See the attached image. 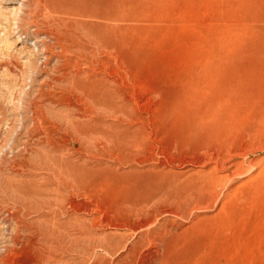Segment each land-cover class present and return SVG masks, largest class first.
I'll list each match as a JSON object with an SVG mask.
<instances>
[{"label":"rangeland","instance_id":"obj_1","mask_svg":"<svg viewBox=\"0 0 264 264\" xmlns=\"http://www.w3.org/2000/svg\"><path fill=\"white\" fill-rule=\"evenodd\" d=\"M57 1L0 0V264H264V0Z\"/></svg>","mask_w":264,"mask_h":264},{"label":"bare ground","instance_id":"obj_2","mask_svg":"<svg viewBox=\"0 0 264 264\" xmlns=\"http://www.w3.org/2000/svg\"><path fill=\"white\" fill-rule=\"evenodd\" d=\"M25 1V0H24ZM54 1V0H53ZM72 1V0H71ZM75 1V0H74ZM73 1V2H74ZM56 3H58L60 6H64L66 3H64L63 1H61V0H59V1H57ZM55 3V4H56ZM76 2H74V4H75ZM22 4V6H23V4H24V2H22L21 3ZM58 4H56V5H58ZM72 4V3H71ZM52 5H53V3H52ZM51 5V6H52ZM73 5V4H72ZM69 6H71V5H69ZM77 7V6H76ZM76 7H73L74 9L76 8ZM62 8V7H61ZM72 8V9H73ZM59 9V8H58ZM65 9V8H64ZM63 10V9H62ZM70 10V9H69ZM56 11V10H55ZM75 11H76V9H75ZM72 12V11H71ZM75 13V12H74ZM10 14H12L13 15V17H14V22H13V24H14V27L12 26V28H13V31L16 33V35L18 34V39H17V41H27L28 39H30V38H34V49L36 50V53H37V55L39 56V58H40V60H41V62H43V63H45L46 64V61H47V59H48V56L50 57V55H49V53H48V46H47V44H46V42H45V39H44V36H43V34H45L43 31H40V30H38V28L36 27V26H34L33 28H34V32L31 34L30 32H28L27 30H25L24 29V27H23V25H22V23H24L23 21H22V23H21V20L23 19V18H25L24 17V14H25V10H23L22 8H20V7H17V6H14L13 8H12V10H11V12H10ZM25 26V25H24ZM31 28V27H30ZM31 31V30H30ZM48 35V34H47ZM45 36H46V34H45ZM16 41V42H17ZM48 41V40H47Z\"/></svg>","mask_w":264,"mask_h":264}]
</instances>
